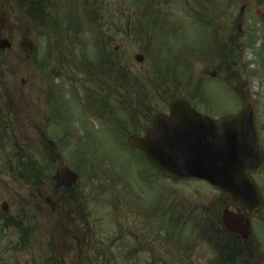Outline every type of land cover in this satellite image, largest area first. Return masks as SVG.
<instances>
[{
    "label": "rangeland",
    "instance_id": "374dc122",
    "mask_svg": "<svg viewBox=\"0 0 264 264\" xmlns=\"http://www.w3.org/2000/svg\"><path fill=\"white\" fill-rule=\"evenodd\" d=\"M54 4L40 20L22 7L19 20L44 59L42 73L30 78L28 94L33 100L47 98L49 138L55 143L52 163L46 165L38 147L33 158L42 173L55 175L64 162L79 174L74 189L86 197L93 246L84 264L86 259L91 264H217V251L200 236L197 223L203 208L221 214L230 201L220 204L221 192L202 180L167 177L128 141L134 134L144 136L155 114L169 113L176 98L214 119L236 114L243 110L240 89L245 87L256 108L264 151V0ZM217 39L222 43L216 44ZM19 41L10 40L11 51ZM136 54L144 56L142 62ZM145 107L150 108L146 115ZM5 138L4 149L0 146V227L22 212L27 189L17 174L22 166L13 152L15 139ZM253 177L264 195V167ZM4 201L10 206L7 214L1 210ZM233 209L251 217L250 240L258 245L256 258H264V225H259L261 218L264 224V207L257 214L237 205ZM181 214L186 216L179 219ZM45 236L35 235L38 240L30 247L15 250L9 245L19 242L18 230L0 234V262L43 263ZM97 250L103 259H97Z\"/></svg>",
    "mask_w": 264,
    "mask_h": 264
},
{
    "label": "flooded vegetation",
    "instance_id": "af4514ba",
    "mask_svg": "<svg viewBox=\"0 0 264 264\" xmlns=\"http://www.w3.org/2000/svg\"><path fill=\"white\" fill-rule=\"evenodd\" d=\"M31 1L42 0H0V39L7 38L9 41L15 37L32 39L30 30L25 29L19 22L23 18L22 3ZM31 15L36 18L39 14ZM33 32H37V27H34ZM34 41L36 43L35 39ZM9 51L11 49L0 50V146L4 149V136L6 140L7 137L14 138L13 152L23 160L22 163L26 169H31V174L19 177L20 181L27 184L26 197L21 205L22 212L17 216L6 218L4 226L0 227V234H8L11 229L17 228L19 238H22L20 239L22 247L25 249L38 240L34 239L35 235L44 233L48 252L46 261L39 264H62L61 246L66 248V242H61V237L68 235L70 247L79 248V251H75L76 259L73 264H83L78 257L83 258L84 246L87 256L91 252V242L88 240L91 226L87 220L89 215L86 214V197L82 192L77 193L74 186L72 188L58 187L55 175L42 173L39 168L36 169V158H33L35 155L33 150L38 147L43 161L49 165L52 163L54 145L53 140L49 138L51 118L47 98L33 100L28 94L31 92L28 91L29 88L32 90L29 85L30 78L36 72L42 73L44 69L40 47L36 46L33 50H29L21 46L19 42V47H14L8 54ZM19 76L21 87L17 83ZM56 117L55 114L54 118L57 119ZM28 134H33L32 141H28ZM7 206H9L8 203ZM43 213L48 219H44V223L40 224L44 217ZM262 223L263 218L260 219L259 225H264ZM251 236L252 234L245 241L236 233L229 235L228 239L235 250H245L247 253L249 251L253 264L255 260L260 263L264 258H256L258 245L250 240Z\"/></svg>",
    "mask_w": 264,
    "mask_h": 264
},
{
    "label": "water",
    "instance_id": "95a60500",
    "mask_svg": "<svg viewBox=\"0 0 264 264\" xmlns=\"http://www.w3.org/2000/svg\"><path fill=\"white\" fill-rule=\"evenodd\" d=\"M243 10V8H242ZM21 44L33 49L36 44L24 38ZM0 47H11L7 39ZM142 61L143 55H136ZM215 76V73L212 74ZM243 111L215 120L196 111L188 102L177 99L170 114L155 116L145 137L134 135L129 143L140 148L154 167L175 180H204L229 194L250 212L263 206L264 197L250 173L263 166L261 141L256 128V114L249 94L241 90ZM55 180L59 186L72 187L78 174L61 164ZM3 210L9 206L3 204ZM224 226L238 232L245 240L251 234V220L241 211L225 209Z\"/></svg>",
    "mask_w": 264,
    "mask_h": 264
},
{
    "label": "trees",
    "instance_id": "16d2710c",
    "mask_svg": "<svg viewBox=\"0 0 264 264\" xmlns=\"http://www.w3.org/2000/svg\"><path fill=\"white\" fill-rule=\"evenodd\" d=\"M34 2V1H32ZM34 3H38V2H34ZM41 3H38V5H40ZM40 7V6H39ZM144 110L145 114L147 113V111L150 109L148 107H145ZM136 117V115H135ZM31 170V169H30ZM29 168L24 170L25 173H21V175H25V174H31ZM224 201H230L233 203V200L231 197L225 195L224 193L221 194V197L219 198V203L222 204ZM218 202L212 203L211 208L213 209L214 207L218 206ZM229 202V204H230ZM220 211L218 213H214V211L212 210H206L205 208H203V212H201V217L198 219V226H199V230H200V236L203 237V239L205 238L206 240H208L209 242H212L216 247H217V251L218 252V259L215 261L217 262V264H226L227 260L232 261L234 258V253L236 251L230 250L228 248V245H225V240H223V236L219 233L220 231L218 229H215V224H221V218H220ZM186 216V214H181V216H178L179 219H181V217ZM189 216L186 217V220L189 222ZM187 222V223H188ZM216 222V223H214ZM212 224V226H211ZM227 249V250H226ZM97 254L98 257L97 259H100L104 256H102L101 252L97 250ZM96 259V260H97ZM80 260H82V262H84V258H80Z\"/></svg>",
    "mask_w": 264,
    "mask_h": 264
}]
</instances>
